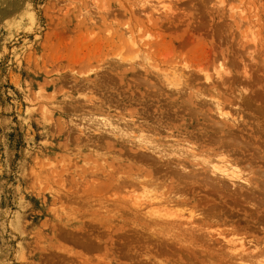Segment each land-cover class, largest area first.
Returning a JSON list of instances; mask_svg holds the SVG:
<instances>
[{"label":"rangeland","instance_id":"1","mask_svg":"<svg viewBox=\"0 0 264 264\" xmlns=\"http://www.w3.org/2000/svg\"><path fill=\"white\" fill-rule=\"evenodd\" d=\"M155 1L0 0V264L264 262V0Z\"/></svg>","mask_w":264,"mask_h":264},{"label":"bare ground","instance_id":"2","mask_svg":"<svg viewBox=\"0 0 264 264\" xmlns=\"http://www.w3.org/2000/svg\"><path fill=\"white\" fill-rule=\"evenodd\" d=\"M155 3H156V6H158V8H159V10H158L159 12H165V11L169 8V6H170V3L167 2V1H165V0H158L157 2L155 1ZM219 68H220V67H219ZM223 68H224V67H223ZM223 68L221 67L220 69L223 70ZM224 69H225V68H224ZM199 71L204 72L203 70H199ZM223 71H224V70H223ZM223 71H222V72H223ZM217 72H218V70H217ZM217 72H216V73H217ZM220 72H221V71H219V72L216 74V75H218V79H219V77H220V79H222V76H221L222 74H221ZM226 72H227V74L224 73V72H223V74L228 75V74H229L228 71H226ZM208 73H209V72H208ZM208 73H206L205 76H204V77H205V82H210V76L207 75ZM174 74H175V73H174ZM225 75H223V77H224ZM224 79H225V78H224ZM225 80H226V79H225ZM211 81H212V80H211ZM178 82L181 83V80H180V79H179V80H175V83H173V84L176 85ZM217 82H218V81H217ZM221 82H222V81H221ZM177 86H178V84H177ZM179 86H180V85H179ZM218 102H219V101H218ZM218 102L215 103V105H216V111H217V113H218V116H220L221 118L225 119L226 121H229V120H230V117H228L229 114H228V113L226 114V113H223L222 111H220V105H221V104H219ZM220 103H221V102H220ZM221 106H222V105H221ZM198 115H199V114H198ZM216 115H217V114H216ZM201 116H202V115H201ZM205 117H207V116L205 115ZM203 118H204V117H203ZM219 119H220V118H219ZM233 119H234V118H233ZM235 119H236V118H235ZM240 119H241V118H240ZM207 120H208V119H207ZM233 122H236V121L233 120ZM233 122H232V123H233ZM228 123H229V122H228ZM215 124L218 125L217 127H218L219 129H220V127H221V129H222V131H223V128H224V126L227 124V122H221V123L218 122V123H215ZM213 125H214V124H213ZM240 125H241V124H240ZM231 126H232V125H231ZM207 127H208V126H207ZM213 127H214V126H213ZM217 127H215V129H217ZM219 134H220V133H219ZM228 135H229V134H227V136H228ZM232 135H233V134H232ZM232 135H230V136H232ZM201 136H202V135H201ZM205 137H206V136H205ZM228 137H229V136H228ZM228 137H227V138H228ZM211 138H212V136H211ZM213 138H214V137H213ZM216 138H217V137H216ZM223 138H224V137H223ZM229 138H230V137H229ZM193 139H194V138H193ZM218 139H219V138H218ZM234 139H235V138H234ZM200 140H201V139H200ZM226 140H228V139H226ZM232 140H233V139H232ZM232 140H231V143H232ZM222 141H223V140H222ZM233 141H234L235 143H237L238 140H237V141L233 140ZM214 142H215V141H213V144H214ZM224 142H226V141H224ZM238 142H239V141H238ZM149 143H151V141L144 142V143H142V144H144V146L142 145L141 147H143V148L146 149V150L148 149V151L151 150L152 153H154L155 155H157V156H159V157H160L161 155H163V157H164V154H163V153L165 152V149H161V147H160L158 144H157L158 146H156V145L153 144V143H151V144H149ZM217 143H218V142H217ZM220 143H221V142H220ZM222 143H223V142H222ZM209 144H210V143H209ZM215 144H216V143H215ZM228 144H229V142H227V144H225L226 146L224 145V143H223V144H220V146H221V148H222V146H225V148H226V147H228V146H227ZM239 144H240V142H239L238 144H236V145H239ZM140 145H141V144H140ZM216 145H219V143L216 144ZM216 145H215V146H216ZM232 145H235V144H232ZM174 146H175V145H174ZM176 146H177V145H176ZM179 146H180V145H179ZM193 146H194V145H193ZM243 146H244V147H243ZM243 146H242V147L245 148V144H243ZM246 146H247V145H246ZM247 147H248V146H247ZM138 148H139V147H138ZM168 148H170V150L167 149V151H168V153H170V156H172V154L175 153L176 150L171 149V147H168ZM216 148H217V147H216ZM141 149H142V148H141ZM144 149H142V150L144 151ZM195 149H196V148H195ZM219 150H220V149H219ZM221 150H222V149H221ZM221 150H220V151H221ZM225 150H226V149H225ZM179 152L181 153V151H179ZM179 152H178V153H179ZM185 152H186V151H185ZM185 152H184V153H185ZM222 152H224V151H222ZM222 152H221V153H222ZM182 153H183V152H182ZM259 153H260V152H259ZM222 154H223V153H222ZM257 154H258V153H257ZM260 154H261V153H260ZM141 155H143V154L141 153ZM141 155H140V156H141ZM146 155H147V154H146ZM165 155H166V154H165ZM179 155H180V154H179ZM183 155H184V154H183ZM185 155H186V154H185ZM220 155H221V154H220ZM227 155H228V154H227ZM140 156H139V157H140ZM232 156H233V155H232ZM165 157H166V156H165ZM255 157H256V156H255ZM152 158H153V157H152ZM152 158H150V159L152 160ZM167 158H169V156H167ZM257 158H258V157H257ZM142 159H143V158H142ZM145 159H146V158H145ZM145 159H144V161L148 160V159H146V160H145ZM154 159H155V158H154ZM160 159L162 160L163 158L160 157ZM258 159L261 160V157L258 158ZM254 160H255V158H254ZM254 160H253V161H254ZM162 161H163V160H162ZM253 161H252V162H253ZM263 161H264V160H263ZM146 162H147V161H146ZM164 162H166V161L164 160ZM177 162H178L177 165H179V167H180V166H184V168H186V167H185V166H186L185 164H187V163L184 164V161H177ZM188 162H189V161H188ZM157 163H158V162H157ZM157 163H156V164H157ZM239 163H240V162H239ZM192 164H193V163H192ZM211 164H212V163H211ZM262 164L264 165V163H262ZM154 165H155V163H154ZM161 165H162V163H161ZM173 165H174V164H173ZM207 165H208V164H207ZM252 165L254 166V164H252ZM209 166H211V165H209ZM230 166H231V164H230ZM248 166H249V165H248ZM173 167H174V166H173ZM181 168H183V167H181ZM212 168H214V167H212ZM176 169H177V168H176ZM179 169H180V168H179ZM203 169H204V168H203ZM210 169H211V168H210ZM234 169H235L234 167H233V169H232L231 167L229 168V166H224V167L221 166L220 168L215 167V169H213V170H214L213 173L216 172V173L219 174L220 176L222 175V176H223V177L221 176L222 179L225 178V177H227V179H229V180H230V178H233V179H236V178H237V179H238V177L235 176ZM170 170H171V169H170ZM182 170H183V169H182ZM232 170H233V171H232ZM184 171H185V170H184ZM210 171H211V170H210ZM263 171H264V170H263ZM179 172H180V171H179ZM208 172H209V171H208ZM256 172H257V175H258V173H260L261 171L259 172L258 169H257ZM180 174H181V173H179V175H180ZM211 174H212V173H211ZM217 174H216V175H217ZM260 174H262V176H259L260 179H261V177L264 179V172H262V173H260ZM174 175H178V174H174ZM179 175H178V176H179ZM181 175H183V174H181ZM181 175H180V176H181ZM203 175H204V174H203ZM207 175H209V174H207ZM213 175H214V174H213ZM238 175H240V174H237V176H238ZM214 176H215V175H214ZM185 177H186V176H185ZM242 177H243V176H242ZM246 177H247V176H246ZM233 179H232V180H233ZM239 179H240V178H239ZM211 180H212V178H211ZM229 180H228V181H229ZM240 180H241V179H240ZM246 180H247V179H246ZM224 181H225V180H224ZM224 181H223V182H224ZM247 181H248V180H247ZM207 182H208V181H207ZM213 182H214V181H213ZM220 182H222V181H220ZM226 182H227V181H226ZM226 182H225V183H226ZM239 182H240V181H239ZM241 182H242V181H241ZM241 182H240V183H241ZM244 182H245V184L247 183L246 181H244ZM244 182H243V184H244ZM257 182H258V180H257ZM209 183H210V182H209ZM225 183H224V184H225ZM258 183H261V182L259 181ZM262 183H263V182H262ZM262 183H261V184H262ZM212 184H213V183H212ZM212 184H209V185H212ZM224 184H223V185H224ZM207 185H208V184H207ZM252 185H254V184L252 183ZM257 185H258V184H257ZM263 185H264V183H263ZM247 186H248V185H247ZM254 186H255V185H254ZM261 186H262V185H261ZM211 187H212V186H211ZM248 187H249V186H248ZM251 187H252V186H251ZM259 187H260V186H259ZM249 188H250V187H249ZM263 188H264V186H263ZM250 189H251V188H250ZM250 189H249V190H250ZM251 190H252V189H251ZM263 190H264V189H263ZM146 191H147V190H146ZM141 192H142V191H141ZM143 192H144V191H143ZM251 193H252V192H251ZM255 193H257V192L255 191ZM259 193H260V192H259ZM141 194H142V193H141ZM145 194H147V196L149 195V193H146V192H145ZM253 194H254V193H253ZM239 195H240V194H239ZM245 195H246V194H245ZM245 195H244V196H245ZM262 195H263V194H262ZM262 195H261V196H262ZM143 196L147 197L146 195H143ZM252 196H253V195H252ZM138 197H140V196H138ZM246 197H247V196H246ZM247 198H248V197H247ZM136 199H138V198H136ZM136 199H135V200H136ZM145 199H148V200H145ZM255 199H256V198H255ZM258 199H259V198H258ZM141 200H142V198H141ZM144 200H145V201H144ZM144 200H143V202L139 200V201L141 202V206H150V207H151V210H152V208L156 209L157 206H159V203H160V201L157 200V197H153V195H149V197L144 198ZM156 201H158V202H156ZM260 201H261V200H260ZM260 201H259V202H260ZM259 202H258V203H259ZM263 202H264V201H263ZM138 203H139V202H138ZM157 204H158V205H157ZM161 204H163V203H161ZM262 205H263V203H262ZM155 206H156V208H155ZM163 206H164V205H163ZM137 207H139V206H137ZM144 208H146V207H144ZM147 208H148V207H147ZM148 209H149V208H148ZM158 210H159V209L157 208L156 211L158 212ZM163 210H164V209H163ZM153 211H154V210H153ZM159 211H160V210H159ZM161 211H162V210H161ZM161 211H160V212H161ZM165 211H166V210H165ZM165 211H164V212H165ZM162 213H163V212H162ZM155 214H156V213H155ZM158 214H161V213H158ZM165 214H168V213H165ZM165 214L163 213V214H161V215H165ZM155 216H156V215H155ZM177 216L179 217V215H177ZM180 216H181V215H180ZM166 217H169V214H168V216H166ZM173 217H174V216H173ZM191 217H192V216H191ZM191 217H190V218H191ZM191 219H192V218H191ZM231 242H232V241H231ZM229 243H230V242H229ZM261 264H264V262H262Z\"/></svg>","mask_w":264,"mask_h":264}]
</instances>
